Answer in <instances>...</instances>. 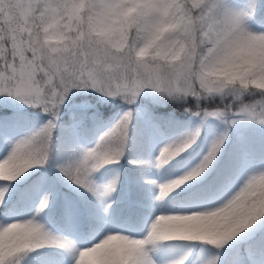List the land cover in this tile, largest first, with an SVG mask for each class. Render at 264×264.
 <instances>
[{"label":"snow or ice","instance_id":"obj_1","mask_svg":"<svg viewBox=\"0 0 264 264\" xmlns=\"http://www.w3.org/2000/svg\"><path fill=\"white\" fill-rule=\"evenodd\" d=\"M0 264H264V0H0Z\"/></svg>","mask_w":264,"mask_h":264},{"label":"rangeland","instance_id":"obj_2","mask_svg":"<svg viewBox=\"0 0 264 264\" xmlns=\"http://www.w3.org/2000/svg\"><path fill=\"white\" fill-rule=\"evenodd\" d=\"M124 189H120L117 193H116V196L119 197L122 195Z\"/></svg>","mask_w":264,"mask_h":264},{"label":"trees","instance_id":"obj_3","mask_svg":"<svg viewBox=\"0 0 264 264\" xmlns=\"http://www.w3.org/2000/svg\"><path fill=\"white\" fill-rule=\"evenodd\" d=\"M124 163H125V165H126V167H125V174H127L128 167H130V166H128L126 162H124ZM122 188H123V187H122ZM122 188H121V189H122Z\"/></svg>","mask_w":264,"mask_h":264}]
</instances>
